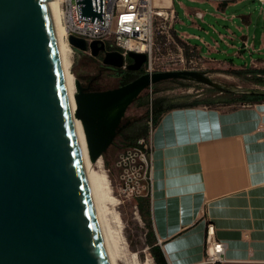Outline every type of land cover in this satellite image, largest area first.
<instances>
[{
    "label": "water",
    "instance_id": "obj_1",
    "mask_svg": "<svg viewBox=\"0 0 264 264\" xmlns=\"http://www.w3.org/2000/svg\"><path fill=\"white\" fill-rule=\"evenodd\" d=\"M53 0H0V264H111L89 186L75 116L67 93ZM79 19L104 25L105 0H76ZM69 43L87 51L84 40ZM104 53L105 66L120 69L124 57ZM127 69L140 71L147 55L129 52ZM202 82L231 90L196 71L143 74L119 88L86 92L79 83L76 114L97 160L112 143L122 115L108 123L90 115L167 79ZM240 93V91H233ZM232 92V93H233ZM255 91H244L251 93Z\"/></svg>",
    "mask_w": 264,
    "mask_h": 264
},
{
    "label": "crops",
    "instance_id": "obj_2",
    "mask_svg": "<svg viewBox=\"0 0 264 264\" xmlns=\"http://www.w3.org/2000/svg\"><path fill=\"white\" fill-rule=\"evenodd\" d=\"M259 0H153L173 8L171 32L210 61L233 70L264 69V26L254 40L244 36L232 58L211 57L190 43L186 28L209 11L226 12ZM204 9V10H202ZM249 9V8H248ZM251 24V15H243ZM247 40L248 46H244ZM234 47V46H232ZM222 57L226 54H220ZM256 57V58H254ZM150 213L157 245L168 264H202L208 222L227 244L224 264H264V103L219 108H176L166 112L150 136Z\"/></svg>",
    "mask_w": 264,
    "mask_h": 264
},
{
    "label": "rangeland",
    "instance_id": "obj_3",
    "mask_svg": "<svg viewBox=\"0 0 264 264\" xmlns=\"http://www.w3.org/2000/svg\"><path fill=\"white\" fill-rule=\"evenodd\" d=\"M260 8V4L251 1L247 5L238 6L226 12L209 11L204 18L197 19L202 26L201 29L186 28L185 32L192 36L190 43L202 47L205 52L208 48L204 44L208 43L213 50L211 57L225 58L237 65L245 64L253 59L247 51L243 52L246 61L240 58L233 59L232 56L237 48H241L240 41L244 36L254 40L255 33L261 32L264 26V14L261 13ZM243 15H251L252 23H245ZM222 53L226 56L222 57L220 55ZM182 57L186 62H181ZM69 60L72 75L78 79L86 92L111 90L118 86L117 76L106 69L108 66L102 63V56L92 57L70 50ZM151 65L153 73L164 71L202 73L213 82L231 90L230 93L240 91V93L233 92L236 95L244 91L264 92L263 86L254 84L250 74L244 73L245 69L233 70L227 64L203 58L195 49L173 35L171 30L169 34L161 30L155 32ZM240 70L241 72L238 73ZM144 74L147 73L144 72ZM212 89L220 92L205 83L180 78L167 79L144 89L127 108L116 127L112 143L98 158L102 160L103 167L97 170L108 177L111 197L115 200V202L107 203V216L117 241L114 246L116 264H156L147 241V227L137 205L139 198L150 197L149 157L153 104L161 99L166 100L168 105L183 103L188 95L205 97ZM239 106L241 105H220L219 109L229 110ZM120 131H123L122 137L119 136ZM146 132L148 137L142 139L140 136ZM139 140H144L141 151L134 148ZM141 153L146 155L147 164Z\"/></svg>",
    "mask_w": 264,
    "mask_h": 264
},
{
    "label": "built area",
    "instance_id": "obj_4",
    "mask_svg": "<svg viewBox=\"0 0 264 264\" xmlns=\"http://www.w3.org/2000/svg\"><path fill=\"white\" fill-rule=\"evenodd\" d=\"M56 1L61 24L65 30V40L70 50L92 56L90 45L93 42L103 43L106 51H118L123 55L124 65L121 69H127L130 64L128 62L129 52L143 53L147 55V62L143 66L147 74L153 73L151 60L154 53L155 32L161 30L169 34L177 17L173 8H158L153 0H105L103 25L98 23V18H94V22L79 19L76 0ZM259 1L264 6V0ZM71 36L84 40L88 46L87 51L74 48L69 43ZM244 46H248L247 41L244 42ZM99 56H102L103 60L104 53ZM181 62H186L183 57ZM142 142L144 140L139 144L142 145ZM141 154L147 164L146 155ZM149 169L150 184L151 162ZM226 250L227 244L216 238L215 226L208 222L202 264H224L227 261Z\"/></svg>",
    "mask_w": 264,
    "mask_h": 264
},
{
    "label": "bare ground",
    "instance_id": "obj_5",
    "mask_svg": "<svg viewBox=\"0 0 264 264\" xmlns=\"http://www.w3.org/2000/svg\"><path fill=\"white\" fill-rule=\"evenodd\" d=\"M50 7L52 10L54 23H55L56 37H57L59 52L63 66L67 93L69 96L73 114L75 116V127L83 154V159L86 167L93 203L96 209L97 217L99 220V224L101 227V231L103 234V238L110 262L111 264H116L114 246L117 241L114 231H112L113 229L109 224V218L107 216L108 213L107 203L109 201L115 202V200H113V198L111 197V187L108 177L104 173H101L99 170H97L103 167L102 160L98 159L95 161L92 159L90 147H89L87 129L85 128L82 119L79 118L76 114V108H77L76 97L80 91L79 81L75 76L72 75L70 71L71 68V63L69 60L70 48L65 40V30L63 25L61 24L60 13L57 7V1L56 0L51 1ZM132 96H127L121 101L109 107L93 110L90 112V115L97 120H104L107 121L108 123H112L114 120L118 119L122 115V113L126 111L127 108L130 106V101L132 99Z\"/></svg>",
    "mask_w": 264,
    "mask_h": 264
},
{
    "label": "trees",
    "instance_id": "obj_6",
    "mask_svg": "<svg viewBox=\"0 0 264 264\" xmlns=\"http://www.w3.org/2000/svg\"><path fill=\"white\" fill-rule=\"evenodd\" d=\"M128 62L132 61L128 59ZM107 70L112 71L114 75L117 76L119 83L116 88L124 86L141 75L144 74V69L142 68L140 71H130L128 69H115L112 67H106ZM238 71V73H240ZM245 74H250L252 77V81L254 84L264 87V69L253 70V69H245ZM94 92H100L103 90H93ZM106 91V90H104ZM185 102L179 104H167V101L164 99L156 101L152 106V116H151V124L152 129L157 126L162 116L176 108H196V107H207V108H219L220 105L230 106V105H244V104H262L264 103V92H251V93H243L236 95L234 93H222L217 92L212 89L209 91L205 97L188 95L185 97ZM129 127V126H128ZM127 127V128H128ZM122 132L120 131L119 136L122 137ZM142 139H146L148 137V132L140 136ZM126 138L124 137V140ZM140 141V140H139ZM137 141V142H139ZM135 143L136 149H142L143 146L139 143ZM137 205L139 207V212L141 217L147 227V241L150 245V251L153 255L156 264H168L166 258L164 257L161 248L156 244L157 239L153 230L152 221H151V213H150V197L144 198L141 197L137 200Z\"/></svg>",
    "mask_w": 264,
    "mask_h": 264
}]
</instances>
